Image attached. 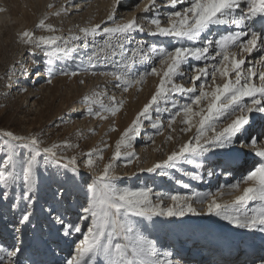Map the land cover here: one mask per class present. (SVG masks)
Wrapping results in <instances>:
<instances>
[{
    "label": "rangeland",
    "instance_id": "obj_1",
    "mask_svg": "<svg viewBox=\"0 0 264 264\" xmlns=\"http://www.w3.org/2000/svg\"><path fill=\"white\" fill-rule=\"evenodd\" d=\"M76 1L89 2L87 0H0V172H11L13 175L7 188L4 186L3 177H0L1 212L3 215L5 213L8 225L13 228V236L9 238V243L4 240L0 243V248L7 251H12L14 247L21 248V252L11 258L12 264L21 262L24 264H66V260L75 255V248L80 244L83 235L87 234L88 227H91V218L83 219L82 209L87 206L90 195L86 193V187L96 180L97 175L101 174L103 168L110 162L115 165L113 183L118 189L138 190L150 187L153 189L151 195L153 202L157 200L156 193H160L163 196L165 207L170 206L171 202L168 197L171 195L193 196L194 182L185 173L188 170H193L196 175L201 173V169L195 164L183 161L179 162L175 168L165 167L152 173L147 171L155 164L165 161L173 152L178 151L183 144L192 140L195 134V129L191 132L182 130L185 125L180 122V118H177L176 124L169 127V121L175 112V109L171 107V100L178 103L188 102L186 97H181L178 93L170 94L171 100L167 104L161 101L160 106L167 108V111L158 113L153 106L150 110L151 119L141 118L140 128L131 141V148L122 147L120 159H112L116 145L124 132L132 126L144 106L150 103L159 85L160 77L148 75L146 82L125 91L120 82L115 81L113 84L110 76L99 74L125 71L121 65L131 56V43L134 42L132 36L131 43H124L123 52L117 49L118 54L114 56L105 52L99 53L93 58L96 67L90 68L89 56L106 42H110L115 47L118 38L100 39L91 36L85 38L81 30L100 25L103 20L90 18L92 13L86 10L80 11V17L74 18L71 7ZM141 4L142 0L134 3L135 6ZM149 13L148 17L153 18L158 11L153 10ZM110 14L114 13L111 11ZM114 16L116 20L117 16L115 14ZM41 21H44L46 26L51 25L56 31L49 32L47 27L39 28ZM25 32L33 34V43L27 42L23 36ZM73 36H80L81 39L74 41L71 39ZM41 37H60L61 39L58 40L57 45L36 47ZM57 46L73 50L67 55L62 51L56 52L51 58L44 54L45 51H51ZM157 63H153V60L140 61L137 59V62L128 69L129 78L144 75L150 72L152 67L159 68L160 65ZM37 69L42 75L40 82L36 81V75L32 78L33 72ZM182 70L186 75L187 72L192 73L190 67L186 68V65ZM73 72L77 74L70 75ZM92 72L97 74L92 75ZM63 73H69V75ZM186 75L182 78L177 77L176 83L190 87L192 74L187 75L188 77ZM218 82L222 83V81ZM199 83L198 81L197 84ZM96 94H100L99 99L105 106L114 107L122 103L123 107L114 116L110 113H103L107 118H98L95 113L102 111L100 105L85 103L86 98H95ZM80 106H83V109H80ZM89 108L92 110V115H89ZM157 121L162 125L161 128L152 127V124ZM6 131L18 136L36 137L40 141L41 149L53 145L61 146L56 149L58 163H52L51 158L45 154L37 157L35 191L30 194L34 202L31 205H29V193L23 180L21 166L22 162H26L32 155L31 150L24 148L22 142L11 141L3 136ZM212 134L209 133V135ZM6 140L8 143H5ZM137 141H141L139 144L142 149ZM65 145H70V147ZM233 149L206 153L197 160V163H203L204 160H210L218 155L226 160L233 159L235 155L240 154V150ZM221 151H227L229 155H221ZM88 153H92L95 162V169L92 171L86 166ZM9 155L12 156L13 164L5 169L4 163ZM100 155L103 159L98 158ZM72 159H75L76 167L79 169L78 176L70 170L72 165L68 168L63 166ZM184 167L186 172L182 173L180 169ZM83 177L85 181L83 187L81 185L71 192L69 197H65L62 191L66 183L69 180L75 182ZM178 179L186 182L187 187L178 186L176 182ZM76 184L78 182L74 183V186ZM7 193H9L8 198H6ZM216 199L221 204H228L234 200V196L226 195L216 197ZM64 200L75 208L70 212L71 214L68 213L71 217L69 222L79 225L82 233L72 232L65 236L64 226L56 219L52 217L50 222L47 221L49 215L54 216L56 213L58 215L60 211L58 208L66 204ZM190 202L202 213L201 215L153 217L151 221L142 217H129L133 227L140 234L156 241L160 253L158 259L164 260L168 252L172 253L171 256L183 254V251L177 250L176 246L172 245L174 238L190 244L187 246L186 253L188 254L192 252L191 245L204 247L228 242L226 234L231 231L237 233L235 235L239 239L250 235V232L255 234L254 229H250L251 231L238 229L219 216H209L205 207L197 205L194 200ZM251 205L254 209L259 207L258 203L250 202L243 209L238 208L236 214L242 211L252 214ZM29 206L32 211L30 223L21 224V216ZM37 219L41 221L38 222ZM57 240H62V242ZM46 245H52L53 249L57 250L61 256L63 255L59 258V262L48 261ZM7 251L0 252V264H9ZM97 264H104L102 257L97 258Z\"/></svg>",
    "mask_w": 264,
    "mask_h": 264
},
{
    "label": "snow or ice",
    "instance_id": "obj_2",
    "mask_svg": "<svg viewBox=\"0 0 264 264\" xmlns=\"http://www.w3.org/2000/svg\"><path fill=\"white\" fill-rule=\"evenodd\" d=\"M115 4H119V0H115ZM177 5L182 7L166 13V21H162L160 16L150 19L153 29L149 34L154 37L172 38L178 41V44L173 45L169 50L164 47L158 48L155 44L144 49L138 43L136 48L131 50V56L127 58V62L121 65L125 71L99 73L120 82L125 91L146 82L148 75L160 77L159 85L150 103L144 106L132 126L124 132L117 143L113 160L120 159L122 147L131 148V141L140 128L141 118L151 119L150 110L153 106L159 113L168 110L162 108L160 103L161 101L165 104L169 103L170 94L178 93L181 97L187 98V103L171 100V107L175 109V112L169 121V127L176 124L177 118H180V122L185 125L183 131L191 132L195 129L193 139L183 144L162 163L149 168L147 171L150 173L165 167L175 168L181 161L195 164L197 168L202 167L197 160L204 154L214 153L216 150H231L236 146L239 135L244 133L246 126L250 124L249 114L264 113V0H166V6L171 9H177ZM157 8V0H150L143 11L147 13ZM109 20L114 26L104 27L101 30L100 26L96 25L81 30L85 38L89 36L95 38L101 34V31L109 38H118L115 47L110 42H106L89 56L90 68L96 67L93 58L99 53L117 55V49L123 52L125 42L131 43L133 33L144 31L143 25L135 17L126 22H116L114 14H110ZM229 25H234L240 30L220 35L218 39L210 38L214 28L218 30L222 26ZM38 27L41 29L47 27L49 32L56 31L51 25L46 26L44 21H41ZM23 36L28 43H33L31 32H25ZM60 39V37H41L35 46L57 45ZM71 39L77 41L81 37L73 36ZM72 50L57 46L51 51H45L44 54L51 58L56 52L62 51L67 55ZM253 53H256L259 59L249 65L248 58L252 57ZM105 58L107 59V56ZM153 58H158L159 68L152 67L151 71L144 75L129 78L128 69L137 62V59L143 61ZM189 60L202 61L203 66L192 68L191 86L185 87L183 84L176 83V78H182L185 75L182 69ZM209 61H212L210 65ZM63 74L69 75V73ZM76 74L73 72L70 75ZM96 74L92 72V75ZM198 81L199 84H197ZM99 95L85 99L86 104L100 105L102 111L95 113L98 118L106 119L103 113L114 116L123 107L122 103L114 107L105 106L99 99ZM92 114L89 108V115ZM152 127L161 128L162 125L157 121L152 124ZM210 132L213 134L209 135ZM3 136L11 141L22 142L24 148L31 150L32 155L23 165V180L27 186L29 205H31L34 202L30 194L35 191L37 157L45 154L51 158L52 163H58L56 149L61 146L53 145L41 149L40 141L34 136H18L7 131L3 133ZM5 143L8 141L6 140ZM65 146L70 147V145ZM245 146L243 143L239 144L240 148ZM250 147L254 150L255 156L260 159L247 170L246 174H242L239 180L229 186L226 194L234 196V200L228 204L217 202L216 197L225 194V191L221 190L205 196L199 193L191 197L171 195L168 197L170 206L165 207L160 193H156L157 200L153 202L151 198L153 189L150 187L138 190L118 189L113 183L115 165L110 162L103 168L102 173L97 175L96 180L86 187V193L90 195L87 206L82 209L83 219L91 218V227H88L87 234L83 235L80 244L75 248V255L67 259L66 264H97L98 257L103 258L104 264H179V261L167 258L172 255L171 252L165 254L164 260L158 259L160 253L156 241L140 234L133 227L129 217H142L151 221L153 217L201 215L202 213L192 206L190 202L192 200L206 204L209 216H219L238 229H256L264 233V146L258 145L257 140L253 138L250 141ZM220 154L227 156L228 152L224 151ZM98 158L103 159V156L100 155ZM231 163L230 160L222 161L223 165ZM12 164L13 159L9 155L4 168L8 169ZM69 165H72L70 169L72 173L78 176L79 169L76 167L75 159L63 166L68 168ZM86 166L90 171L95 169L92 153H88ZM185 175L192 179H200L191 172ZM0 177L4 179L5 188L13 179L11 172H0ZM58 194L62 195V193ZM250 202L259 204L258 208L253 209L251 215L247 211L236 214L238 208L243 209ZM31 216L32 211L29 206L22 214L20 223H30ZM55 219L64 226L65 236L72 232L82 233L79 225L65 224L59 216ZM17 232L19 233V229ZM5 251L7 250L0 248V252ZM20 252V247L7 251L9 264H12L11 258L16 257ZM259 264H264V257L260 258Z\"/></svg>",
    "mask_w": 264,
    "mask_h": 264
},
{
    "label": "bare ground",
    "instance_id": "obj_3",
    "mask_svg": "<svg viewBox=\"0 0 264 264\" xmlns=\"http://www.w3.org/2000/svg\"><path fill=\"white\" fill-rule=\"evenodd\" d=\"M87 1L89 2L83 3L81 1L79 2L76 1V3L72 4L71 13L74 18L80 17L81 15V13H79L80 11L83 10L90 11V13H92V17L90 18L93 19L98 18L103 20V22L99 25L102 30L104 27L114 26L112 22L108 20V16H110L109 14L112 11L117 16L116 18V20L118 19L117 22H126L127 20H130L133 17H135L138 20V22L141 25H143L144 27L143 32L132 34V40H134V42L131 43L132 50L136 48L138 43L144 49H147L152 44H155L158 48L164 47V48H168L169 50H171L173 45L179 43L178 41L172 38L154 37L149 34L150 30L153 29V26L150 24L151 17H148L150 13L149 12L145 13L143 9L145 5L150 3V0H142V4L140 6L134 5V3L138 0H119V4H115V0H87ZM157 5L158 8L155 10H157L158 13L156 16H160L162 21H166V13L170 11L178 10L180 7H182L180 5H177V9H171L170 7L166 6V0H157ZM239 30L240 29L236 28V26L234 25L222 26L218 30L214 28L212 32V36L210 38L218 39L220 35H224L227 34L228 32L239 31ZM97 37L100 39H105L106 37L108 38L107 34H103L102 31L101 34L96 36V38ZM258 59L259 56L256 53H253V56L248 58V64L250 65L254 60H258ZM151 60H153V63L158 62V58H153ZM208 63L210 65L212 61H209ZM196 66H203V62L196 60H189L188 64H186V68L190 67L191 70L193 67ZM189 74L192 73L187 72V75ZM35 75L37 76L36 81L40 82L42 79L41 71L38 69L35 70L33 72L32 78H34ZM115 81L116 80H114L111 77V82L113 84H115ZM81 108L83 109V106H80V109ZM79 112L81 113L82 111ZM253 138L257 140L258 145L264 146V113L254 112L251 114L250 124L246 126V131L239 135L237 144L236 146H234V148H236L235 150L237 149L240 150L239 152L240 154L235 155L233 159H230V161H232L231 164L223 165L222 161L226 159L219 157V155L218 157L212 158L210 160H204L203 163L200 162L202 163V167H199L201 169L200 170L201 173L197 174V176H199L200 179H192L190 176H188L194 182L195 185L193 187L194 194L199 193L202 196H205L209 193L215 194L218 191L224 190L225 194L222 195V197L226 196L227 195L226 192L229 186L235 183L237 180H239L242 174H246L247 170L251 168L253 165H255L260 159L259 157L255 156L254 150L250 147V141ZM140 142L141 141H137V144H139ZM240 143H243L246 146L244 148H240L239 147ZM139 146L142 149L141 144H139ZM25 163L26 162H22L21 164L22 168ZM180 171L182 173L186 172L185 167L181 168ZM202 171L204 173H202ZM188 172H191L194 175H196L193 170H188ZM77 182L78 184L74 186V183ZM176 182L178 186L182 188H186L185 187V185H187L186 182L182 181L181 179L176 180ZM84 184H85L84 177L80 178L79 180H76L75 182L69 180L66 183V186L64 187V190L62 192L64 193L65 197H69L71 192L77 190L81 185L83 187ZM227 196L232 197V195H227ZM8 197H9V193H7L6 198ZM44 200H46V198ZM194 201H195L194 203H196L197 205L203 206L207 209L206 204H200L196 200ZM63 202H66V204L58 208V210H60L58 211L59 212L58 215L57 213L54 216H51L52 214L49 215V218L47 220L48 222H50L52 217L55 219V217L59 216L64 221L71 223L69 222L71 220L69 214H71L70 212L75 210V208H73L71 204H68L66 200H64ZM251 209L253 211L254 209L253 206ZM2 213L3 212H1V206H0V243L3 242L4 240L7 243H9V238H11V235L13 236V231H12L13 228L8 225L5 213L4 215ZM249 214L251 215V213ZM37 221L40 222L41 219H37ZM80 222L82 221L80 220ZM254 230H255L254 235L251 234L250 232V235L248 234V236H246L243 239H239L237 235H235L237 233H233L234 231L233 232L227 231L228 233L226 235H228L227 237L228 242H223L220 245L204 246V247L200 245H196V246L191 245L192 252L188 254L186 253V251L188 249L187 246H190V244H188L187 242L180 241L179 238H174L172 245L176 246L177 250L179 249L183 251V254L171 256L169 259H172L174 261H179V264H259L260 258L264 257V233L256 229ZM57 241L62 242V240H57ZM182 243L185 245H183ZM45 247H46L45 250L46 256L47 255L49 256L48 261L59 262L60 261L59 258L62 257L63 255L61 256L57 250L53 249L52 245L51 246L46 245ZM20 264H24V262H21Z\"/></svg>",
    "mask_w": 264,
    "mask_h": 264
}]
</instances>
